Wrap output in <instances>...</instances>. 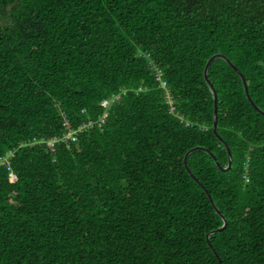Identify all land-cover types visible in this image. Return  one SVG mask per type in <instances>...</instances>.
Instances as JSON below:
<instances>
[{
    "label": "trees",
    "instance_id": "obj_1",
    "mask_svg": "<svg viewBox=\"0 0 264 264\" xmlns=\"http://www.w3.org/2000/svg\"><path fill=\"white\" fill-rule=\"evenodd\" d=\"M215 53L264 110V0H0V264H264V114L224 58L231 167L183 162L227 163Z\"/></svg>",
    "mask_w": 264,
    "mask_h": 264
},
{
    "label": "water",
    "instance_id": "obj_2",
    "mask_svg": "<svg viewBox=\"0 0 264 264\" xmlns=\"http://www.w3.org/2000/svg\"><path fill=\"white\" fill-rule=\"evenodd\" d=\"M217 57H221V58H224L229 64L230 66L235 69L240 77H241V80L243 82V86H244V91H245V94H246V97L248 98L249 102L253 105V107L260 113L264 114V110L260 109L259 107H257V105L252 101L249 93H248V88H247V83L242 75V73L240 72V70L226 57L224 56L223 54L221 53H215L213 54L212 56H210L208 58V60L206 61L205 63V66H204V78H205V81L207 82L208 86H209V89L211 90V93H212V97H213V121H212V125H213V133L214 135L216 136V138L224 145L225 149H226V152H227V163L225 166H220V164L218 163V161H216V157L214 154H212V152L208 151L206 148L202 147V146H194L192 148H190L189 150L186 151V153L184 154V157H183V162H184V166L185 168L187 169L188 173L190 176H192L194 178V180H197L196 177L193 175V173L189 170L188 168V165H187V158L189 156V154L193 151H196V150H204L205 152H207L212 158L213 160L215 161V164L217 166H219V168L222 170V171H227L230 167H231V164H232V155H231V151H230V148L228 147L227 143L221 138V136L218 134L217 132V111H218V105H217V102H218V99H217V92L211 82V80L209 79L208 77V68H209V65L211 64V62L217 58ZM205 191L207 192V190L205 189ZM207 196L210 200V202L212 203V205L214 206L215 208V211L217 213H220V210L217 208V206L215 205L214 203V200L211 198V195L207 192ZM221 218H222V225L219 226L218 228L216 229H213L211 230L210 232H208L206 234V240L208 242V245L212 248V244L210 242V239H209V236L211 233H214V232H217V231H220L222 230L223 228H225L226 226V219L225 217L221 214L220 215ZM212 251L215 252V250L212 248ZM217 259L220 261L218 255L215 253Z\"/></svg>",
    "mask_w": 264,
    "mask_h": 264
},
{
    "label": "built area",
    "instance_id": "obj_3",
    "mask_svg": "<svg viewBox=\"0 0 264 264\" xmlns=\"http://www.w3.org/2000/svg\"><path fill=\"white\" fill-rule=\"evenodd\" d=\"M155 79H156V81H158V82L160 83V85H165V81L162 79V71H161V69H159V68H156V69H155ZM102 104H103V105H106V104H107V100H104V101L102 102ZM107 116H108V113H107V111H105V112L100 116V118H99L100 121H101V122H104ZM66 138H71L72 140H75V135H73V134H68V135L66 136ZM49 144H52V142H50Z\"/></svg>",
    "mask_w": 264,
    "mask_h": 264
}]
</instances>
